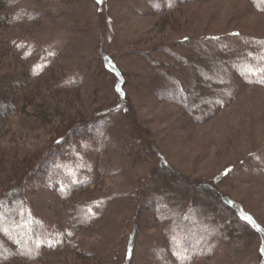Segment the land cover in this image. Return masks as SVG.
Returning a JSON list of instances; mask_svg holds the SVG:
<instances>
[{
  "label": "rangeland",
  "instance_id": "1",
  "mask_svg": "<svg viewBox=\"0 0 264 264\" xmlns=\"http://www.w3.org/2000/svg\"><path fill=\"white\" fill-rule=\"evenodd\" d=\"M5 1L12 40L0 70L10 65L31 74L22 86L21 111L7 125L4 147L42 150L45 157L52 152L53 131L67 114L106 111L108 116L94 128L93 138L54 148L56 161L45 167L47 177L28 186L46 264H77L81 258L96 264H264V84L240 80L226 105L214 104L211 97L213 114L207 119L160 101L155 92L158 85L168 87L169 78L180 77L172 57L191 55V41L211 38V54L221 47L238 57L247 52L258 68L264 67V0ZM104 55L114 73L103 64ZM58 152L66 156L57 157ZM162 157L200 187L211 184L219 197L231 198L256 232L241 222H223L220 207H208L207 223L217 215L219 224L232 225L240 236L222 242L213 234L203 249L187 247L189 239L165 206L166 192L158 191L142 208L137 205L138 190L150 186V173ZM68 179L80 184L75 198L99 208L88 229L69 223L76 201L65 197ZM135 225L129 259L125 251ZM64 235L70 248L62 245Z\"/></svg>",
  "mask_w": 264,
  "mask_h": 264
},
{
  "label": "trees",
  "instance_id": "2",
  "mask_svg": "<svg viewBox=\"0 0 264 264\" xmlns=\"http://www.w3.org/2000/svg\"><path fill=\"white\" fill-rule=\"evenodd\" d=\"M5 2V0H0V63L4 60L7 54V46L12 40L7 30L12 18L10 12L4 7ZM212 44L211 38L203 41H191L189 45H193L190 48L193 51V56L192 54L188 56L174 54L172 58L175 57L178 68H180L177 70L181 74L180 77L169 78L168 80L171 81L166 84L168 87L165 89H161L162 85L156 87L155 92L160 101L177 103L197 115L193 118L207 119L213 114L210 112L211 103L209 99L211 100V97L214 99V104L226 105L233 99L235 90L239 89L240 85L237 83L240 80L249 78L255 80L253 84H264V71H261L264 67L258 68V61L253 62L254 56L246 52V56L238 57L222 47L214 50V54H211ZM261 46L264 47V43ZM103 59V64L110 66L108 69L114 73L111 69L113 63L110 57L104 55ZM151 60L155 67L161 66L157 59ZM30 74L31 69L13 70L10 65H6L4 69L0 70V264H34L41 261L46 264L43 251L40 248L42 228L40 221L36 218L37 212L29 205L28 186L37 182L42 183L47 177L45 167L48 170L49 166H54L56 161H53L54 148L63 150L66 149L65 147L71 140H85L88 136L93 138L96 131L94 128L104 123L108 117L106 111H100L96 116L87 117L78 114L69 117L67 114L66 120L68 122L62 121L53 131L54 147L51 145L52 152L47 153L45 157H43L44 152L42 150L32 153L7 150L2 144V139L12 116L17 111H21L19 104L24 100L22 86L29 84L26 82ZM117 76L119 77L118 73ZM67 80V78H63L64 82ZM119 82L122 84L121 81ZM172 85H175V88ZM120 91L123 92L121 86ZM78 133H82V135H78ZM139 146L141 145L139 144ZM56 155H58L57 157L66 156V154L59 152ZM68 180L70 186L67 187L65 197H70L71 200L76 201L71 205L68 212L69 223L76 230L88 229L99 218L97 216L99 208L95 206V209H92L85 205L82 200H78V197L75 198L80 184ZM149 182L150 186H146L147 188L152 187L149 188V191H146V187L138 190L137 205L142 208L160 191L166 192L170 197L165 206H170L169 211L173 210V217L176 218L180 231L189 239L187 247L199 251L203 249L213 234H217V239L219 237L222 242L231 241L234 237L240 236L234 232L232 225L219 224L221 219H218L217 215L216 218L211 216L210 223H207L203 214L208 207L216 208L219 206L220 212L217 214H221L220 218L225 220L223 222L231 219L248 226L251 231L256 232L257 230L250 219L241 215V210L231 198L219 197L212 191L214 187L211 184H203L200 187L177 168L170 165L163 157L160 159L159 165L150 173ZM153 190L156 191L153 192ZM147 206V210L151 211V205L148 204ZM193 218H196L197 222H194L196 220ZM213 220L216 222L213 223ZM213 228L216 232H213ZM137 234L138 225H135L125 251V255L129 259L133 257ZM68 240L69 238L64 235L61 241L62 245L70 248L72 242L69 243ZM74 244L75 241H73V246ZM74 248L79 249L78 245ZM79 253L85 256L91 254L89 251L83 250ZM81 260L82 262L77 261V264H96L90 262L89 258H81Z\"/></svg>",
  "mask_w": 264,
  "mask_h": 264
},
{
  "label": "snow or ice",
  "instance_id": "3",
  "mask_svg": "<svg viewBox=\"0 0 264 264\" xmlns=\"http://www.w3.org/2000/svg\"><path fill=\"white\" fill-rule=\"evenodd\" d=\"M101 2H102V0H101ZM237 35H238V34H237ZM261 71H264V68H262Z\"/></svg>",
  "mask_w": 264,
  "mask_h": 264
}]
</instances>
